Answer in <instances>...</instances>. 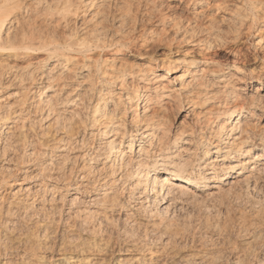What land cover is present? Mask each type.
Instances as JSON below:
<instances>
[{
    "label": "clouds",
    "instance_id": "obj_1",
    "mask_svg": "<svg viewBox=\"0 0 264 264\" xmlns=\"http://www.w3.org/2000/svg\"><path fill=\"white\" fill-rule=\"evenodd\" d=\"M0 264H264V0H0Z\"/></svg>",
    "mask_w": 264,
    "mask_h": 264
},
{
    "label": "rangeland",
    "instance_id": "obj_2",
    "mask_svg": "<svg viewBox=\"0 0 264 264\" xmlns=\"http://www.w3.org/2000/svg\"><path fill=\"white\" fill-rule=\"evenodd\" d=\"M183 118V116H181V119Z\"/></svg>",
    "mask_w": 264,
    "mask_h": 264
}]
</instances>
